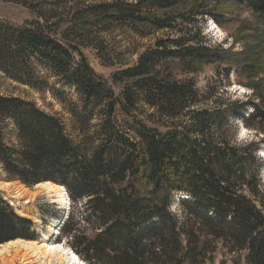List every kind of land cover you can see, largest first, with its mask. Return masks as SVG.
I'll list each match as a JSON object with an SVG mask.
<instances>
[{
	"label": "trees",
	"instance_id": "obj_1",
	"mask_svg": "<svg viewBox=\"0 0 264 264\" xmlns=\"http://www.w3.org/2000/svg\"><path fill=\"white\" fill-rule=\"evenodd\" d=\"M4 1L32 19H0V72L50 94L70 121L0 93V167L9 181L66 189L86 222L72 212L62 224L76 252L90 264H216L221 246L235 257L219 264H264L259 143L235 140L236 121L264 132V79L243 102L182 78L200 64L264 77V62L242 63L203 36L221 0ZM231 1L264 20V0ZM88 48L121 67L112 82ZM177 198L182 221L170 211ZM32 226L0 194V245L34 240Z\"/></svg>",
	"mask_w": 264,
	"mask_h": 264
},
{
	"label": "rangeland",
	"instance_id": "obj_2",
	"mask_svg": "<svg viewBox=\"0 0 264 264\" xmlns=\"http://www.w3.org/2000/svg\"><path fill=\"white\" fill-rule=\"evenodd\" d=\"M212 6L216 9L215 13L217 17L214 19L209 17L206 19L205 23L201 24L203 36L206 40L212 42L213 46H222L230 55H239L240 57L238 59H240L242 63L264 62V20L252 13L246 5L239 4L237 1L221 0L219 4L213 3ZM0 19L12 25L20 26L32 18L25 8L0 0ZM142 44L147 47L151 43L150 41H145L142 42ZM83 51L92 68L104 79L112 82L111 76L119 70L120 66L103 65L98 58L97 52L92 48L84 49ZM137 59V55L126 56L123 59V63L134 64ZM223 67H225V65L200 64L195 67V72L193 74L184 75L182 78L188 77L193 79L201 92H205L210 85H213L218 88V92L225 91V93H223L225 97L229 96L232 97L233 100H240L243 102L253 97L254 94V91L248 88L247 85H250V83L256 85L261 79H264V77H260L250 80L247 74H241V69H238V67L233 68L229 77H227L224 71H222V69H224ZM123 68H125V66ZM114 90L117 95H120L122 86H114ZM0 93L33 101L44 111L60 114L66 118L67 123L70 121V117L65 115L63 106L55 101L50 94H42L28 87L21 86L7 78L1 72ZM250 113H252V109L249 108L247 114ZM235 125V140L238 144L246 142L259 143L258 157L263 165L261 179L264 185V132L262 130L260 131L259 128L246 126L242 121H236ZM36 186L27 187L22 183L20 184V182L7 180L6 175L0 167L1 196L10 204L18 216L30 221L33 225L31 231L34 233L35 239L22 240L24 242H29L41 239L43 233L47 232L48 228L56 222L57 230L51 234L53 236L45 243L51 245L57 244V246L63 245L64 248L74 252L84 264H90L84 257L76 252L72 247L71 238L62 231L61 224H63L62 222L64 220L61 218L65 214L72 212L76 214L75 224H78L79 228L86 229V222H84L85 217H81L83 211H77L81 209L80 206H78L76 210V205H74L69 195H67L68 205L59 207L54 204L55 199L52 196L48 195L42 187L36 188ZM137 186L142 191L147 189V186L142 180L137 182ZM170 211L176 215L180 221L185 217L184 209L179 198L173 201ZM58 219H60V221ZM22 257H27L28 259L24 261V259L21 260ZM234 257L235 255L229 254L227 250L221 246L214 255L216 264H219L222 260L230 261ZM70 258H64L62 260L60 253H58L53 257L51 264H70ZM27 263L50 264V260L45 258L36 247H25L23 245H13L7 251L0 254V264ZM242 264L246 263L242 260Z\"/></svg>",
	"mask_w": 264,
	"mask_h": 264
},
{
	"label": "bare ground",
	"instance_id": "obj_3",
	"mask_svg": "<svg viewBox=\"0 0 264 264\" xmlns=\"http://www.w3.org/2000/svg\"><path fill=\"white\" fill-rule=\"evenodd\" d=\"M38 187H42L43 190L48 195L52 196L55 199L54 200V204H56L57 206L65 207V206L68 205V199H67L68 196H67L66 189L64 187L56 185L54 183H50V182L39 184V185L36 186V188H38ZM58 220H56V221H58ZM56 226H57V224L55 222L54 224H52L48 228L47 232L43 233V236L41 237V239H39L37 241L24 242L23 240L19 239V240L11 241L9 243L1 245L0 246V254L3 253L4 251H7L13 245H20V246L23 245L25 247H28V246L29 247H36L37 250L40 251L45 258H48L50 260V264L52 262L53 257L55 255H57L58 253H60V256H61L62 260L64 258H68L69 259L71 257L70 260H69L70 264H84L77 257V255L74 252H72L69 249L64 248L63 245L57 246V244L56 245H54V244L51 245V244L45 243L46 241H49L51 239V237L53 236L51 234L57 230ZM48 231H49V233H48ZM14 259H16V258H14ZM23 259H24V261H26L28 258L27 257H22L21 260H23Z\"/></svg>",
	"mask_w": 264,
	"mask_h": 264
}]
</instances>
